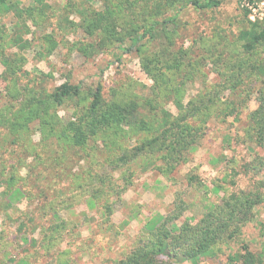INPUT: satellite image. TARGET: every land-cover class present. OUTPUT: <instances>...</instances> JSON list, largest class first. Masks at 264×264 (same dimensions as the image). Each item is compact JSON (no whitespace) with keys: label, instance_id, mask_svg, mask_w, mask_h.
Returning a JSON list of instances; mask_svg holds the SVG:
<instances>
[{"label":"rangeland","instance_id":"374dc122","mask_svg":"<svg viewBox=\"0 0 264 264\" xmlns=\"http://www.w3.org/2000/svg\"><path fill=\"white\" fill-rule=\"evenodd\" d=\"M112 1L102 48L106 31L92 35L86 17L106 2L0 0V264H116L167 218L176 232L229 204L240 207L229 228L239 234L172 264H240L246 246L264 264V143L248 136L264 103V44L248 56L239 40L250 21L264 26V0L185 11L135 47L125 35L148 10ZM66 82L82 93L45 112ZM99 86L128 121L76 146L67 128ZM202 97L210 109L179 108ZM162 109L172 122L190 115L184 154L155 142Z\"/></svg>","mask_w":264,"mask_h":264},{"label":"trees","instance_id":"16d2710c","mask_svg":"<svg viewBox=\"0 0 264 264\" xmlns=\"http://www.w3.org/2000/svg\"><path fill=\"white\" fill-rule=\"evenodd\" d=\"M2 2L4 0H1ZM76 3H82L86 0H71ZM94 2L101 1L107 3V12H99L87 15V30L92 35L100 31H106L105 37L101 43V47L108 45L112 39L110 28L114 23L115 11L112 9V0H93ZM119 1V0H118ZM253 0H250L252 2ZM117 2V0H114ZM125 7L135 9L137 6H143L148 11L144 13L145 18L141 25L132 27L133 29L128 36L132 42V47L137 46L143 40H155L159 33L163 32V28L169 24L176 23L181 19L182 13L189 10H208L219 7L224 0H122ZM77 6V4H75ZM123 6L118 3L117 7ZM173 9V15H169V11ZM145 12V11H144ZM251 11L245 9L244 14L249 17ZM161 19V21L159 19ZM132 33V34H131ZM239 40L242 44V53L250 56L260 45L264 44V26L250 21V26L241 29ZM130 50V49H129ZM173 63L180 64L176 58ZM260 64H257L255 70L259 69ZM168 66L165 67L167 69ZM152 76V71H147ZM168 75V72H163L161 75ZM156 77L157 76H153ZM83 91L80 84H71L66 82L56 88L55 92L50 95L45 112L49 107L62 106L67 100L79 96ZM216 94V93H213ZM218 103L222 102V97H218ZM181 111L195 116L197 112L210 109L211 103L207 97H202L196 102H190L187 106L178 103ZM190 107V108H189ZM165 115L160 119V126L164 129L160 135L156 136L155 142H160L166 147L168 154L177 155L184 154L185 149L181 148L186 144V139L189 137L191 129L189 128L190 115L185 116V119L180 120L175 118L172 122L170 114L167 110L162 109ZM125 110L119 105H105L103 98L102 87L99 86L94 94L93 101L89 108L82 109V115L77 118L67 128L66 134L74 140L76 146L82 145L86 137L96 135L102 131L109 129H120L123 124H126L128 117L125 116ZM125 121V122H124ZM143 122H140L142 125ZM112 127V128H111ZM248 136L259 145L264 143V103L254 111L250 116V131ZM173 146V149L169 148ZM240 198H236V203H239ZM182 202V200H181ZM240 208L238 204L234 207L227 205V208H217L209 213L206 219L201 220L197 224L185 223L178 228L176 232L170 231L168 228L170 219L167 218L164 223L157 226L154 231H151L152 238L148 242L141 244L132 250L125 258L116 262V264H172L178 256H183L189 259L197 258L214 250L220 243H226L234 239L240 232L239 229L229 233V228L232 223L237 220V210ZM181 207L178 205L177 210ZM243 215L241 220L243 223L247 218L244 214L245 210L239 209ZM239 211V212H240ZM181 215V211L176 218ZM173 221V220H172ZM242 223V224H243ZM228 235V236H227ZM165 258L166 260H161ZM168 260V261H167ZM171 261V263H169ZM240 264H263V260L255 255L247 246L244 248V254L238 260Z\"/></svg>","mask_w":264,"mask_h":264}]
</instances>
